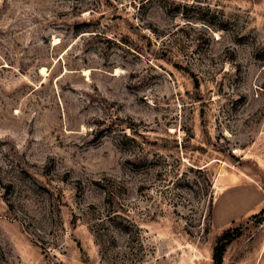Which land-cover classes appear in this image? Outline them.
Masks as SVG:
<instances>
[{"label": "rangeland", "instance_id": "1", "mask_svg": "<svg viewBox=\"0 0 264 264\" xmlns=\"http://www.w3.org/2000/svg\"><path fill=\"white\" fill-rule=\"evenodd\" d=\"M222 244L264 264V0H0V264Z\"/></svg>", "mask_w": 264, "mask_h": 264}, {"label": "trees", "instance_id": "2", "mask_svg": "<svg viewBox=\"0 0 264 264\" xmlns=\"http://www.w3.org/2000/svg\"><path fill=\"white\" fill-rule=\"evenodd\" d=\"M116 216H118V215H114V213H109V215L107 216V218H108V220H114L115 218H116ZM126 222H127V226H119V229L121 230V231H123V233H129V229H130V227H129V224H131L132 225V223H130L128 220H126ZM134 226V225H133ZM136 226V225H135ZM116 227H118V226H116ZM101 237H104L103 235H100ZM99 236V237H100ZM103 241L104 240H102L101 241V238H100V242H101V245H102V247L105 245V242H104V245H103ZM225 245L224 244H222V245H218L217 247H216V249H215V252H214V261H215V264H221L222 263V260H223V254H224V252H225Z\"/></svg>", "mask_w": 264, "mask_h": 264}]
</instances>
